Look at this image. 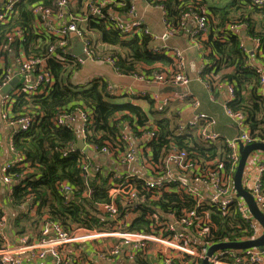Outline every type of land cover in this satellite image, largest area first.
<instances>
[{
  "label": "built area",
  "instance_id": "obj_1",
  "mask_svg": "<svg viewBox=\"0 0 264 264\" xmlns=\"http://www.w3.org/2000/svg\"><path fill=\"white\" fill-rule=\"evenodd\" d=\"M23 1L0 0V26L9 23L14 9ZM248 2L251 7L264 10V0H248ZM110 4H112L110 0L86 1L77 7L75 1L57 0L54 9L42 4L34 7L33 30L37 35L55 38L56 43L49 45L47 54L41 57H25L21 52L19 57L13 61L16 73L7 69L3 59L0 58V69L3 70L0 74V91L16 75L26 79L17 88L0 98V120L9 126H15V132L28 131L33 123L31 116L22 115L16 121H10L2 110L8 108L15 98L23 96L28 99L31 96L46 93L47 89H50L53 80L47 61L65 64L69 62L67 57H73L82 64L83 61L72 54L73 39L82 44L86 60L100 59V48L104 45L94 32L86 30V24L90 20L103 21L109 27L120 31L126 39L140 32L148 35L145 30L142 31V23L139 20L129 21V18L136 14L134 4L128 16L118 14L113 7L109 6ZM183 18L194 21V35L206 33L208 23L206 17L185 14ZM240 28L241 26L231 27L233 31ZM71 35H74V38ZM22 36L19 30L15 34H9L8 44L4 48L7 49L14 39H20ZM253 44L259 54V42L255 41ZM57 49L59 52H56ZM170 53L175 61L176 73L167 74L154 71L147 77H139L140 80L161 89L186 88L189 79L184 74L181 52L173 49ZM107 61L114 64L110 58H107ZM253 69L258 74L260 86L263 89L264 59L257 68ZM205 85L207 88L210 87L208 83ZM225 88L228 101L223 105V111L238 129L236 138L230 140L222 138L213 131L215 119L197 112L200 104L194 97L183 92L177 96L178 102H188L187 105L194 114L193 119L177 123L176 133L184 134L195 129L198 142L202 147L207 148L223 142L227 147V152L224 157L220 158L189 155L190 153L184 150L171 147L162 153L158 161H155L151 148L146 145L154 135L147 131L141 133L139 141L144 143L141 147L129 145L124 147V151L118 152L117 149H110V145H105L97 151L96 148L86 143L91 123L84 111L77 110L74 115L61 113L57 117L55 125L58 127L72 125L76 119L79 120V137L83 140L86 151L76 150V144L71 150L80 153L78 161L81 165V177L86 179L90 173L96 171V168L90 164L93 158L89 154L100 156L115 166L112 168L110 165L105 172L108 176L105 192L109 201L97 206V212L102 220L110 224L100 229H65L60 222L45 220L36 233L21 236L16 233L10 222V216L5 213V194L7 196L11 194V187L17 179L7 177L6 173L10 169L24 167L27 162L22 154L14 150L11 137L9 151L12 158L0 168V264H38L39 262L77 264L73 254L66 253L68 249L73 248L85 250L86 255H88L87 250L92 248L95 260L90 264H113L119 259L118 262L121 264L124 260L128 264H134L140 257H149L152 264H201L208 248L215 244L230 243L225 239L218 242L205 241L213 228L210 216L212 211L227 217L237 214L245 223L247 236L237 242L258 239L262 235V227L250 214L245 202L236 197L233 175L239 161L238 146L264 143V140L250 137L244 115L240 112L234 113L228 107L234 99L233 87L225 85ZM108 89L113 94L114 91L110 86ZM138 96L145 97L144 94ZM172 102L171 97L158 99L156 96L153 98L154 110L163 115ZM123 126L119 123V131ZM124 140L125 137L120 133L119 141ZM61 154L62 157H66L70 153L69 150H63ZM125 166H135L140 169L141 173L136 174L118 169V167ZM242 178V187L251 195L259 211L264 214V153L257 151L249 156ZM138 181L141 182V190L138 189L136 183ZM57 191L64 200H70L73 197V188L66 182L59 183ZM166 193L184 196L193 203V207L183 209L179 214L154 208L151 213L147 214L150 233L129 231L131 222L138 215L140 203L145 200L157 201L161 195ZM85 195L87 196L86 193ZM119 206L123 207L122 212ZM37 207L38 205L29 197L23 210L28 216L35 217ZM107 219H112L113 222L106 221ZM185 257L189 258V261H185ZM207 261L208 264H264V256L257 248L226 249L214 252Z\"/></svg>",
  "mask_w": 264,
  "mask_h": 264
},
{
  "label": "trees",
  "instance_id": "obj_2",
  "mask_svg": "<svg viewBox=\"0 0 264 264\" xmlns=\"http://www.w3.org/2000/svg\"><path fill=\"white\" fill-rule=\"evenodd\" d=\"M56 1L24 0L14 9L9 23L0 26V58L6 66L19 57L21 52L25 57H41L47 54L49 45H55V38L37 35L32 22L33 9L36 5L42 4L54 9ZM69 1H75L76 6L80 7L86 1L100 0ZM112 1L109 6L118 14L128 16L133 0ZM143 2L153 7L161 6L165 12V22L172 30L182 27L185 14L206 17L207 30L211 33L209 39L201 41L204 33L194 36L208 50L214 66L211 69H202L200 78L212 87L221 84L231 85L234 89V99L228 107L232 112L244 115L245 125L252 139L264 140V98L260 94V78L248 65V57L241 39L236 31L231 29L233 26H241L248 39L259 42L260 53L256 52V56L261 62L264 59V10L251 7L248 0H230L224 6L215 5L214 0H143ZM17 30L22 32V38L14 39L5 49L8 44L7 36L15 34ZM86 30L94 32L100 42L109 47L107 51H100V60L112 59L116 70L121 74H139L141 65L150 68L142 73L146 77L154 71L165 72L163 69L153 68L156 63L167 66L169 74L177 72L172 56L167 57L159 50L155 51L149 35L140 32L126 39L120 31L109 27L103 21L93 20L86 24ZM67 58L69 62L65 64L47 61L53 84L46 93L28 99L23 96L15 98L8 108L2 110L10 121H16L22 115L33 118L27 132L18 131L12 135L14 150L25 157L27 164L22 168L10 169L6 173L7 177L17 179L11 187V194L8 196L5 194V204L14 212V217L9 218L18 235L27 233V227L21 225L22 222H27L34 231L38 230L45 220L60 222L65 229H100L110 224L102 220L97 212L98 204L109 201L105 192L108 176L91 159L90 164L96 167V171L90 173L86 179L81 177V165L78 161L80 153L71 150L77 142L76 129L71 124L61 127L55 125V120L61 113L74 115L77 110H82L87 114L91 125L88 128L86 143L97 151L105 145H110V149H117L118 152L124 151L125 145L119 141L118 126L119 123L127 122L130 134H133L131 136L136 140L141 138L143 131L154 135L146 145L151 148L155 161L171 147L198 157L225 156L227 147L223 142L207 148L198 142L195 129L184 134L176 133V125L180 121L178 115L180 105L167 108L163 115L154 109L146 114L139 106L114 97L108 85L102 80H94L82 87L69 85L70 77L80 69L81 64L73 57ZM2 71L0 69V74ZM63 150H69L70 154L62 157ZM61 182H66L73 188V197L70 200H64L58 193L57 185ZM136 183L141 190V182ZM147 195L150 196L148 193ZM29 197L38 205L35 217L28 216L23 210ZM191 207L193 203L190 200L177 194H163L157 201L145 200L138 206V215L128 230L150 233L147 214L154 208L179 214L181 210ZM119 209L123 211L122 206H119ZM210 216L213 228L205 241L218 242L225 239L235 242L247 236L245 223L237 214L227 217L212 211ZM184 260L189 261V258L185 257ZM123 263L128 264L126 260ZM152 263L149 257L137 258L134 262Z\"/></svg>",
  "mask_w": 264,
  "mask_h": 264
},
{
  "label": "crops",
  "instance_id": "obj_3",
  "mask_svg": "<svg viewBox=\"0 0 264 264\" xmlns=\"http://www.w3.org/2000/svg\"><path fill=\"white\" fill-rule=\"evenodd\" d=\"M229 1L230 0H214V4L217 6H224L227 5ZM111 2L113 3L112 0ZM133 4L136 8V14L135 16H131L129 21L139 20L142 23V31L145 30L152 38V47L159 50L167 57H170V52L173 49L181 52V61L184 64V74L189 79L188 86L183 88L181 93H189L199 102L200 107L198 108L197 112L208 115L209 117L215 119V125L213 126L214 132L218 133L224 139L230 140L236 138L238 135L237 126L232 123V121L225 115L223 111V105H225L228 101V94L225 84L213 87L210 86L207 88L205 85L206 83H204L200 78V72L202 69H211L214 66V62L209 57L210 54L208 50L204 48V46H202L198 39H196L194 36V21L192 19H185L182 27L178 28L177 30H172L165 22V12L161 6H149L148 4H145L143 0H133ZM211 4H213V2H211ZM236 33L240 37L242 47L244 48L248 57V65L252 68H257L261 62H259L257 59L256 48L253 44V41L246 37L245 31L241 28L237 29ZM210 35V30H207V32L202 35L201 41H207ZM73 41L75 46L78 42L76 39H73ZM100 49V51H107L109 50V47L104 46ZM152 67L163 69L165 70L164 73L167 74H169L168 71H170L167 69V66H163L160 63H156ZM6 68L10 69L13 73H16L14 70L16 69V66L13 64V62L10 63L9 66H6ZM149 69V67L141 65L138 70L139 74L125 75L119 73L116 70L114 64L112 65L107 61V58L93 61L86 60L81 64L80 69L70 77L69 85L73 87H82L89 85L94 80H102L114 91L112 94L114 97H117L119 100L124 102H129L133 105L139 106L146 114L154 111V103L151 104L153 98L156 96L158 99L171 97L173 102L170 107L180 105V113L178 114L180 121L193 119L192 115L194 112L189 108V106L185 103L178 102L177 96L180 94L179 92H166L164 89L150 86L146 82L140 80L139 77L143 76L142 73ZM23 81H26V79L20 77V84H22ZM141 94H144L145 97L138 96ZM260 94L264 98V88L262 89L261 86ZM1 97L3 96H0V98ZM122 124L124 126L120 129L119 133L125 137V140L122 141L125 147L129 145L141 147L144 143L131 136L133 134H130V128L127 126V122H122ZM72 126L76 129L78 140L80 138L79 120L76 119ZM15 131V126H9L0 120V168L12 158V155L9 151V140ZM92 158L96 165L102 168L104 172H106V168L112 165L110 162H106V160L100 156L93 155ZM112 168H115V166L112 165ZM118 169L136 174L141 173L140 169L135 166L118 167ZM5 213L10 217H14V212L9 206L5 207ZM66 253L73 254L77 264H90L94 263L95 260L92 248L87 250L88 255H86L85 250L82 251L80 248L68 249ZM68 256L70 257V255ZM119 260L114 261L113 264H121L118 262ZM44 263L49 264V262H39L38 264Z\"/></svg>",
  "mask_w": 264,
  "mask_h": 264
},
{
  "label": "water",
  "instance_id": "obj_4",
  "mask_svg": "<svg viewBox=\"0 0 264 264\" xmlns=\"http://www.w3.org/2000/svg\"><path fill=\"white\" fill-rule=\"evenodd\" d=\"M71 37L74 38V35H71ZM72 54L80 61L83 62L86 61V56L83 54V46L80 42H78L73 47ZM20 83H21L20 77L16 76L6 87L2 89V91L0 92V96H4L5 94H8L11 90L17 88L20 85ZM164 90L166 92L177 91L179 93H181L182 91L181 88H171V87H166L164 88ZM76 150L84 151V152L86 151L84 149V142L80 138L77 140ZM257 151L264 153V143H253L247 146H243L240 144L238 146L239 161L235 173L233 175V188L236 197L241 198L245 202V204L249 209L250 214L262 227V235L258 239L252 241L215 244L207 249L205 254V259L201 262V264H208L207 261L208 257H210L214 252L219 250H226V249L244 250V249L257 248L264 255V214L259 211L251 195L247 191H245L244 188L242 187V177H243V171L246 165V161L253 152H257ZM89 155L93 157V155L91 154ZM106 221L113 222L112 219H107Z\"/></svg>",
  "mask_w": 264,
  "mask_h": 264
},
{
  "label": "rangeland",
  "instance_id": "obj_5",
  "mask_svg": "<svg viewBox=\"0 0 264 264\" xmlns=\"http://www.w3.org/2000/svg\"><path fill=\"white\" fill-rule=\"evenodd\" d=\"M21 225H24L25 227H27V233L26 234L36 233L38 231V230H35V231L32 230L33 227H30L29 224H27V222H22Z\"/></svg>",
  "mask_w": 264,
  "mask_h": 264
}]
</instances>
